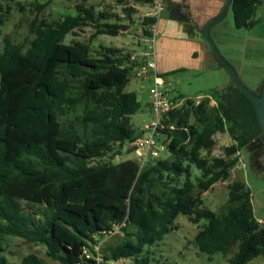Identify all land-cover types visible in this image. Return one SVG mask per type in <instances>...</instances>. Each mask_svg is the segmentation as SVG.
Wrapping results in <instances>:
<instances>
[{
    "label": "trees",
    "instance_id": "1",
    "mask_svg": "<svg viewBox=\"0 0 264 264\" xmlns=\"http://www.w3.org/2000/svg\"><path fill=\"white\" fill-rule=\"evenodd\" d=\"M1 1L16 0H0V264H8L9 238L45 247L47 257L60 264H98L86 259L83 249L95 255V246L124 222L121 242L100 264L127 259L159 264L149 249L178 229L179 213L194 225L205 222L192 245L209 259L232 254L230 264H249L264 257V222L255 219L244 182L228 185L225 213L203 206L202 195L229 180L241 151L264 142L252 102L233 81L199 103L183 95L173 99L181 106L165 116L160 132L168 159L150 160L142 168L137 160L116 164L139 134L131 118L142 105L136 92H126L134 69L126 66L130 56L115 48L94 55L90 44L66 40L86 27L97 36L118 37L128 25L79 4L75 16L35 19L34 38L16 44L3 35L11 8ZM260 4L233 0L235 27L251 29ZM124 11L132 21L133 10ZM156 23L147 17L143 27ZM153 34L144 29L146 37ZM218 134H228L233 144L223 157H211ZM22 264L44 262L30 254Z\"/></svg>",
    "mask_w": 264,
    "mask_h": 264
},
{
    "label": "rangeland",
    "instance_id": "2",
    "mask_svg": "<svg viewBox=\"0 0 264 264\" xmlns=\"http://www.w3.org/2000/svg\"><path fill=\"white\" fill-rule=\"evenodd\" d=\"M1 2L11 8L8 22L3 28V35L10 36L16 44H27L34 38L31 34V24L35 19L47 22L62 20L68 15L75 16L76 6L84 4L86 7H93L98 13L105 12L119 16L121 24L128 25V33L118 37L97 36L93 27H86L76 31V35H69L66 44H71L73 41L90 44L94 55L101 52V48H115L122 51L124 56H136L139 63H143L147 58L140 56V52H151L150 46L143 42L146 38L144 29H147V27H143V20L153 13V6L150 4H137L129 0H124L125 4L118 3V0H87L86 2L84 0H16L9 3ZM45 2H48L47 8L40 12L38 7ZM125 7L133 10L132 21L126 17ZM162 15L164 19L171 17V9L167 7ZM110 22L115 23L116 20ZM253 22L254 25L251 29H237L233 13L229 9L223 20L212 26L210 35L221 55L234 67L242 82L251 91L258 93L264 83V0H261ZM2 50L3 38H0V53ZM210 56L213 58L212 52ZM214 61L217 64L215 58ZM136 71L138 68L132 72L126 92H136L142 105V110L131 118L134 129L139 132L153 120L148 104L151 102L150 89L153 87V81L136 77ZM169 79L173 83L174 92L193 98L225 90L228 83L232 84V78L225 68L216 71L205 70L201 73L181 70L171 75ZM197 101H202V99L199 98ZM212 105L214 106L213 103ZM159 138L161 143L165 141L164 135L161 134ZM215 139L217 146L211 157H223L224 148L231 146L233 141L228 134H218ZM169 157V154L165 152L160 159ZM238 157L240 163L231 170L229 180L216 184L210 191L202 195L203 206L217 214L225 213L229 204L228 185L234 181H241L251 191L255 219L258 222H264V142L256 140L244 148ZM126 160H136V155L134 152L130 153L128 144L124 147L122 155L115 158L113 162L117 164ZM195 174L200 175L198 171H195ZM156 193H160V190H156ZM175 224L178 227L177 230L167 235L161 243L149 249V252L153 254V260L159 264H230L229 259L232 254L228 256L215 255L209 259L192 245L193 239L205 222L194 225L186 216L179 213ZM122 237L103 239L101 254L105 256L110 254L121 242ZM5 244L8 264H22V260L30 254L37 255L44 264H60L47 257L46 248L43 246L30 244L17 238L7 239ZM236 250L237 248L232 253ZM110 264L137 263L134 259H127ZM249 264H264V257H259Z\"/></svg>",
    "mask_w": 264,
    "mask_h": 264
},
{
    "label": "crops",
    "instance_id": "3",
    "mask_svg": "<svg viewBox=\"0 0 264 264\" xmlns=\"http://www.w3.org/2000/svg\"><path fill=\"white\" fill-rule=\"evenodd\" d=\"M162 2L164 11L169 7L172 16L164 19L162 15L158 20L155 31L156 64L159 76H165L162 78L165 87L177 97L181 94L174 92L173 83L169 79L171 75L181 70L201 73L205 70L216 71L220 69L214 61L215 57L211 58V52L201 31L211 19L220 14L227 0H162ZM146 54L148 53L140 52L139 55L146 57ZM132 59H136L135 68H137L141 63H139L136 56H130L128 61ZM152 59L154 58L148 56L144 61ZM135 68L133 71H135ZM230 84L228 83L226 88ZM204 96L195 98L199 99ZM187 98L191 99L193 97ZM148 104L151 114V102Z\"/></svg>",
    "mask_w": 264,
    "mask_h": 264
},
{
    "label": "built area",
    "instance_id": "4",
    "mask_svg": "<svg viewBox=\"0 0 264 264\" xmlns=\"http://www.w3.org/2000/svg\"><path fill=\"white\" fill-rule=\"evenodd\" d=\"M150 5L153 6V13L148 17H153L157 19L161 17L164 11V4L162 0H150ZM157 23L147 27L146 30L152 31V38H144L143 42L147 43L151 49V52L145 56L152 57L154 59L149 61H144L137 66L138 71H136V77L143 78L144 80H152L153 87L150 89L151 96V115L153 121L150 124H146L138 134V137L133 141L128 143V149L133 151L136 155V160L139 162L141 168L144 167L150 160H156L160 158L167 150L166 144L160 141V132L165 129L164 118L171 111L181 106L180 104H174L173 99L176 98L172 92L165 87V82L159 76L156 64V39L155 31ZM127 34L128 31L122 32V34ZM136 59H132L127 62L126 66L136 67ZM202 99V98H201ZM197 100V99H196ZM200 101H197L199 103ZM215 105V102L212 101ZM173 128V127H172ZM260 224L262 222H259ZM125 227V222L114 226V229L106 234L105 239L112 238L115 236H123V228ZM100 242L95 246V255L90 254L87 248L83 249V255L86 259H93L98 264L103 262V255L101 254Z\"/></svg>",
    "mask_w": 264,
    "mask_h": 264
},
{
    "label": "water",
    "instance_id": "5",
    "mask_svg": "<svg viewBox=\"0 0 264 264\" xmlns=\"http://www.w3.org/2000/svg\"><path fill=\"white\" fill-rule=\"evenodd\" d=\"M232 1L233 0H227L224 8L222 9V11L220 12V14L211 19L206 26L204 27V29L201 31L209 49L211 50L212 54L214 55L218 67L221 68H225L231 78L232 81L235 85V87L247 98L249 99L256 111V116H257V120L259 123V126L261 128L262 131V135L264 138V83L261 87V91L260 94H257L253 91H251L241 80L240 76L238 75V73L236 72V70L234 69V67L221 55V53L219 52V50L217 49L214 41L211 38L210 35V30L212 28V26L220 21L223 20V18L225 17L226 12L231 8L232 5Z\"/></svg>",
    "mask_w": 264,
    "mask_h": 264
},
{
    "label": "flooded vegetation",
    "instance_id": "6",
    "mask_svg": "<svg viewBox=\"0 0 264 264\" xmlns=\"http://www.w3.org/2000/svg\"><path fill=\"white\" fill-rule=\"evenodd\" d=\"M262 87V86H261ZM260 91H261V88H260ZM260 91L257 93V94H260Z\"/></svg>",
    "mask_w": 264,
    "mask_h": 264
}]
</instances>
